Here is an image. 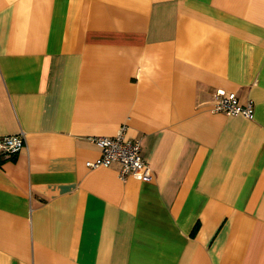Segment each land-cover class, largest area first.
Segmentation results:
<instances>
[{"label": "crops", "instance_id": "crops-1", "mask_svg": "<svg viewBox=\"0 0 264 264\" xmlns=\"http://www.w3.org/2000/svg\"><path fill=\"white\" fill-rule=\"evenodd\" d=\"M122 126L149 178L86 165ZM20 132L0 264H264V0H0V137Z\"/></svg>", "mask_w": 264, "mask_h": 264}, {"label": "built area", "instance_id": "built-area-1", "mask_svg": "<svg viewBox=\"0 0 264 264\" xmlns=\"http://www.w3.org/2000/svg\"><path fill=\"white\" fill-rule=\"evenodd\" d=\"M212 110L228 115H242L247 118L253 116V103L239 102L235 92L216 89L213 92ZM125 127H120L113 136H93L91 139L101 149L100 155L93 160L86 161L89 167L109 166L113 162L120 164L119 176L125 178L129 174L139 175L142 178L151 176V169L141 154V145L138 140L127 138ZM25 144L23 132L0 137V153L14 154Z\"/></svg>", "mask_w": 264, "mask_h": 264}]
</instances>
